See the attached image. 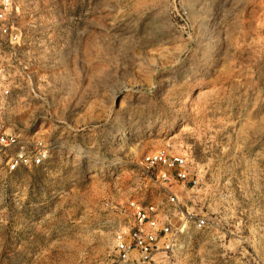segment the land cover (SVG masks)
<instances>
[{"label": "rangeland", "instance_id": "obj_1", "mask_svg": "<svg viewBox=\"0 0 264 264\" xmlns=\"http://www.w3.org/2000/svg\"><path fill=\"white\" fill-rule=\"evenodd\" d=\"M13 1L4 117L50 159L0 172V264H114L128 203L167 189L209 219L175 264H264V0ZM162 149L196 188L152 178L141 160Z\"/></svg>", "mask_w": 264, "mask_h": 264}, {"label": "built area", "instance_id": "obj_2", "mask_svg": "<svg viewBox=\"0 0 264 264\" xmlns=\"http://www.w3.org/2000/svg\"><path fill=\"white\" fill-rule=\"evenodd\" d=\"M18 11L19 6L13 0H0V49L4 50L5 40L12 50L11 55L25 45L22 30L11 19ZM0 61V172L11 174L43 168L50 159L48 144L40 137L8 124L4 117V104L13 98L12 88L19 89L21 83L15 79L7 80L8 69L4 67L1 53ZM141 165L148 172L157 170L151 177L165 188L176 182L191 188L200 184L188 158L182 154L158 150L145 155ZM127 211V219L113 225L114 264H175L170 255L176 248L209 227L208 217L185 211L179 195L171 189H167V197L162 203L143 205L133 200L128 203ZM231 264H244V261L236 260Z\"/></svg>", "mask_w": 264, "mask_h": 264}, {"label": "crops", "instance_id": "obj_3", "mask_svg": "<svg viewBox=\"0 0 264 264\" xmlns=\"http://www.w3.org/2000/svg\"><path fill=\"white\" fill-rule=\"evenodd\" d=\"M0 53H1L2 60H4V50L0 49Z\"/></svg>", "mask_w": 264, "mask_h": 264}]
</instances>
